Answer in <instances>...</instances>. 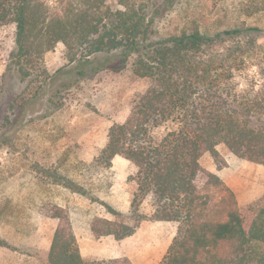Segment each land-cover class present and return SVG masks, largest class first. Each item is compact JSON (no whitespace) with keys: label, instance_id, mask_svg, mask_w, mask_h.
Masks as SVG:
<instances>
[{"label":"trees","instance_id":"1","mask_svg":"<svg viewBox=\"0 0 264 264\" xmlns=\"http://www.w3.org/2000/svg\"><path fill=\"white\" fill-rule=\"evenodd\" d=\"M177 1L120 0L122 9L113 11L105 0H0V27H15L0 87L15 74L25 90H39L45 55L58 44L70 62L100 56L92 68L129 69L147 81L89 165L108 169L121 157L136 168L127 214L101 203L109 217L94 220L92 236L121 241L144 222H173L177 236L160 264H264V205L241 210L227 185L200 165L209 153L222 166L220 146L264 165V29L246 22L264 3L248 1L244 18L193 16L181 28L173 21L161 27ZM64 181L71 192H85ZM146 199L149 214L141 210ZM50 218L58 222L51 246L38 253L46 264H131L84 261L67 210L54 207Z\"/></svg>","mask_w":264,"mask_h":264},{"label":"rangeland","instance_id":"2","mask_svg":"<svg viewBox=\"0 0 264 264\" xmlns=\"http://www.w3.org/2000/svg\"><path fill=\"white\" fill-rule=\"evenodd\" d=\"M248 1L178 0L173 11L163 16L161 27L173 21L181 28L193 16L217 18L233 13L244 18L242 9ZM105 2L113 11L122 9L120 0ZM246 22L264 29V9ZM14 33L12 24L0 27V76ZM100 59L91 58L90 64L70 62L65 47L58 44L45 55L47 81L39 90H25L26 83H20L15 74L4 77L0 87V264H46L38 253L51 246L58 225L50 218L54 207L67 210L84 261L160 264L174 243L179 225L173 222H144L132 237L121 241L92 236L94 220L109 217L101 203L127 214L136 168L121 157H115L108 169L89 165L105 148L109 128L125 121L135 97L148 87L129 69L113 73L92 68V62ZM217 151L223 165L219 167L206 153L201 167L227 185L241 210L264 205V165L238 159L223 146ZM65 179L85 192L64 188ZM148 201L141 207L147 214L151 211Z\"/></svg>","mask_w":264,"mask_h":264}]
</instances>
